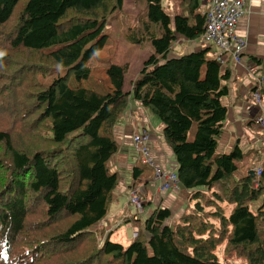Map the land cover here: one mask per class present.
Instances as JSON below:
<instances>
[{
	"label": "trees",
	"instance_id": "16d2710c",
	"mask_svg": "<svg viewBox=\"0 0 264 264\" xmlns=\"http://www.w3.org/2000/svg\"><path fill=\"white\" fill-rule=\"evenodd\" d=\"M162 1L134 0L138 12L122 15L124 40L147 57L127 91L122 66L108 63V94L69 81L90 77L123 0H0V264H264V184L235 176L237 146L216 152L229 73L208 48L170 57L177 39L204 32L203 1L167 0L172 14ZM130 100L162 123L188 203L174 222L156 207L124 246L101 223Z\"/></svg>",
	"mask_w": 264,
	"mask_h": 264
},
{
	"label": "crops",
	"instance_id": "0c3cea01",
	"mask_svg": "<svg viewBox=\"0 0 264 264\" xmlns=\"http://www.w3.org/2000/svg\"><path fill=\"white\" fill-rule=\"evenodd\" d=\"M174 2L175 0H169L170 5L175 4ZM245 7L246 12L236 22L234 33L244 38L245 46L242 53L245 59L256 63V72H249L243 64L235 63L229 56L223 57L225 61L221 66L222 71L229 73V77L224 81L228 91L222 98L227 113L217 136L216 151L227 153L237 146L243 153L242 159L237 162L238 177L253 172L252 176L255 179L254 168L256 166L261 168L264 165V127L257 122L259 117H264V0H245ZM176 42L177 44L172 46L170 56L208 48L210 57L218 59L217 50L204 44L199 38L195 40L179 38ZM144 54L146 59L147 52ZM106 67L103 68L104 71ZM258 76L263 77L259 88L261 104L255 103L251 98V92L257 86ZM103 93L116 92L113 86L109 85L108 91ZM151 115L154 114L146 107L130 100L128 108L116 123L114 136L118 150L108 162L110 170L118 174V183L112 192L108 212L101 223V228L105 233H112L116 227H121L125 223L124 239L130 240L129 243L138 230L143 228L146 217L156 207L168 208L170 210L168 222H174L181 216L188 203V190L180 184L176 189L160 191V180L152 172L150 175L141 173L137 179L132 177V168L140 160L133 146L132 136L143 129L148 131L146 146L150 150L154 164L176 171L174 155L163 137V125ZM261 178L264 179L262 175ZM133 188L138 190L139 206H134L130 201V192ZM112 207L114 212L110 214ZM110 215L114 218L113 228L107 231L109 223L106 218Z\"/></svg>",
	"mask_w": 264,
	"mask_h": 264
},
{
	"label": "built area",
	"instance_id": "2783aa9c",
	"mask_svg": "<svg viewBox=\"0 0 264 264\" xmlns=\"http://www.w3.org/2000/svg\"><path fill=\"white\" fill-rule=\"evenodd\" d=\"M206 6L204 32L199 38L204 44L209 45L217 50L218 63L220 66L224 63V56H229L235 63L243 64L246 69L256 72V63L252 60L245 59L243 49L245 40L234 33V28L238 19L246 12L245 0H204ZM263 77H256V88L251 92V98L255 103L261 104L262 96L259 90ZM257 122L264 127V117H259ZM148 139V131L143 129L142 132L135 133L132 136L133 146L138 153L139 159L145 163H150L154 167V176L160 180L159 190L167 191L176 189L179 181L175 170L166 169L154 164L153 158L150 156V150L146 146ZM255 179L253 185L255 187L264 184L261 178V168H254ZM138 190L133 188L130 192V201L134 206H139L140 199ZM105 225V224H104Z\"/></svg>",
	"mask_w": 264,
	"mask_h": 264
},
{
	"label": "rangeland",
	"instance_id": "374dc122",
	"mask_svg": "<svg viewBox=\"0 0 264 264\" xmlns=\"http://www.w3.org/2000/svg\"><path fill=\"white\" fill-rule=\"evenodd\" d=\"M202 2V1H201ZM167 0L162 1L163 7L168 10L170 14H172V10H169L167 8ZM134 0H123V7L120 10L116 11L106 22L104 25L103 31L105 34H107V40L104 48L99 51L96 56L90 59V63L92 64V72L88 79H80L77 76H72L70 78V85L71 86H83V87H93L98 89L99 91H108V86L110 84L109 80L107 79V76L105 74V71L103 68L106 67V65L110 62H116L119 63L122 68L124 69L123 73V82H122V90L127 91L130 89L131 81L134 80L137 75L140 67L142 66L145 57L144 52L140 49L137 45H132L131 43H128L124 40L122 36V30H123V23H122V15L126 13H136L138 12V9H136L134 5ZM203 4V2H202ZM206 6H204V9ZM174 44H177L175 42ZM208 56H210L208 54ZM171 57V56H170ZM60 68H57L55 70H51L47 73L46 77L42 78V82L45 86L49 85L50 82L53 80L54 77L61 75L65 72V69L61 66ZM155 120H159L155 115H151ZM217 152V151H216ZM219 153V152H217ZM136 164H138L139 167L143 169L142 173L150 175L151 172L154 174L153 166L150 163H145L140 159ZM109 167V163H108ZM110 170V168H109ZM111 171V170H110ZM112 172V171H111ZM235 176L238 177V173L235 171ZM260 203V200L257 201V204ZM114 207L110 208V214H112L114 211ZM113 215L107 216L106 221L109 223V227L106 228L107 231H109L111 228H113V221L114 218H111ZM99 227V225H97ZM126 224H122L121 227H116L114 231H112L111 239L114 241H118L122 243L124 246H126L130 240L124 239V228ZM96 225L94 226V230H96ZM105 233V232H104ZM220 254V259H223V254L219 251L217 252Z\"/></svg>",
	"mask_w": 264,
	"mask_h": 264
},
{
	"label": "water",
	"instance_id": "95a60500",
	"mask_svg": "<svg viewBox=\"0 0 264 264\" xmlns=\"http://www.w3.org/2000/svg\"><path fill=\"white\" fill-rule=\"evenodd\" d=\"M251 175H253V172H250Z\"/></svg>",
	"mask_w": 264,
	"mask_h": 264
}]
</instances>
